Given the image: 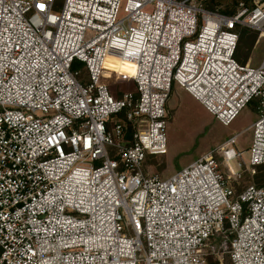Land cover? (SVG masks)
I'll return each instance as SVG.
<instances>
[{
  "label": "built area",
  "instance_id": "obj_1",
  "mask_svg": "<svg viewBox=\"0 0 264 264\" xmlns=\"http://www.w3.org/2000/svg\"><path fill=\"white\" fill-rule=\"evenodd\" d=\"M204 1L0 0V264H264V186L234 185L264 165V60L236 57L239 28L264 35V0L232 16ZM175 86L224 126L253 105L249 148L236 134L148 173Z\"/></svg>",
  "mask_w": 264,
  "mask_h": 264
},
{
  "label": "rangeland",
  "instance_id": "obj_2",
  "mask_svg": "<svg viewBox=\"0 0 264 264\" xmlns=\"http://www.w3.org/2000/svg\"><path fill=\"white\" fill-rule=\"evenodd\" d=\"M217 2V9L221 11L234 7L231 0H218ZM235 9V14H237L241 10L240 4ZM248 30L249 36L246 39L255 37L254 47L246 56L245 43H239L238 59L257 68L264 60V37L261 38L260 32L250 28ZM108 66L127 74L133 73V70L129 69L132 66L125 63L123 68L129 70H121L120 62L117 60H110ZM110 86L113 94L119 96L122 95V92L135 90L132 82H116L115 84V81H110ZM168 109L170 112L168 152L163 156L150 158L146 164L148 173L163 178L171 176L209 152L219 149L233 135L241 134L238 145L235 147L236 150H247L252 141V131H249L248 128L258 119L259 115L257 109L253 105H249L242 110L231 125L224 126L179 86H175L171 92ZM243 159L249 160L248 152L244 154ZM233 166L236 167V162L233 163ZM257 175L260 176L258 179ZM234 185L239 192L248 185H264V168L246 170L242 174V178Z\"/></svg>",
  "mask_w": 264,
  "mask_h": 264
},
{
  "label": "trees",
  "instance_id": "obj_3",
  "mask_svg": "<svg viewBox=\"0 0 264 264\" xmlns=\"http://www.w3.org/2000/svg\"><path fill=\"white\" fill-rule=\"evenodd\" d=\"M217 1L218 0H206V1H204V6L207 9L215 10V9H217V5H216V3H218ZM256 1H261V0H256ZM256 1L255 0H231L232 6L234 5V7L233 8H229L228 10H225V11H221V10L220 11L223 14H225V15L231 16V15H234L235 14V12H236L235 7L238 6L240 3H244L246 6H249L250 5V7H253L255 5V2ZM239 31H240V41H241L239 43H245L244 46L246 47V56H248L250 54V52H251V48L254 47L255 37L250 38V39H246V37L249 36L248 35V33H249L248 28H239ZM238 54L239 53H238V50H237V55H236L237 59H238ZM241 63H243V62H241ZM243 64H245V63H243ZM113 95H114L115 98H119L120 97L119 95H115V94H113ZM257 168L263 169L264 168V165L258 166ZM259 177L260 176H258V175L256 176L257 179ZM256 186H264V185H256Z\"/></svg>",
  "mask_w": 264,
  "mask_h": 264
},
{
  "label": "bare ground",
  "instance_id": "obj_4",
  "mask_svg": "<svg viewBox=\"0 0 264 264\" xmlns=\"http://www.w3.org/2000/svg\"><path fill=\"white\" fill-rule=\"evenodd\" d=\"M263 37H264V35L261 36V38H263ZM110 60H111V59H110ZM110 60H108V62H109ZM117 61H118V60H117ZM118 62H120V61H118ZM123 67H124V63L120 62V69H121V70H129V69H132V70H133V68L124 69ZM232 168H233V170H235L234 166H232Z\"/></svg>",
  "mask_w": 264,
  "mask_h": 264
},
{
  "label": "snow or ice",
  "instance_id": "obj_5",
  "mask_svg": "<svg viewBox=\"0 0 264 264\" xmlns=\"http://www.w3.org/2000/svg\"><path fill=\"white\" fill-rule=\"evenodd\" d=\"M41 8H43L44 6L43 5H40Z\"/></svg>",
  "mask_w": 264,
  "mask_h": 264
}]
</instances>
